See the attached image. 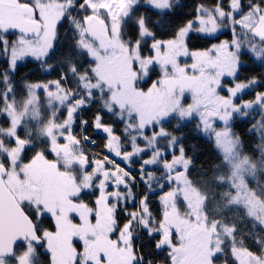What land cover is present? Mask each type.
<instances>
[{"label": "snow or ice", "instance_id": "obj_1", "mask_svg": "<svg viewBox=\"0 0 264 264\" xmlns=\"http://www.w3.org/2000/svg\"><path fill=\"white\" fill-rule=\"evenodd\" d=\"M181 7L0 0V264H264V90L241 96L264 75L239 82L246 60L264 64V0H214L180 18ZM149 12L180 23L158 34ZM22 61L60 71L18 99ZM237 117H252L258 156ZM193 121L216 156L196 178L176 135ZM90 130L102 155L85 150Z\"/></svg>", "mask_w": 264, "mask_h": 264}, {"label": "trees", "instance_id": "obj_2", "mask_svg": "<svg viewBox=\"0 0 264 264\" xmlns=\"http://www.w3.org/2000/svg\"><path fill=\"white\" fill-rule=\"evenodd\" d=\"M214 2V0H179V3L183 5V7L178 8L176 11L179 14L180 18H182L184 15H187L193 11L196 5L200 3H204L207 5H211ZM149 16L152 24L156 25L154 28V31H156L158 34H163L164 32H170L171 28L169 27L170 23H180V19H174L172 16H165V17H158L153 16L151 12L147 13ZM158 21H162V23H158ZM61 34L63 35V29L61 30ZM223 39V37H221ZM62 43L67 44V41H62ZM193 44H197L199 46H202L201 42L192 41ZM64 51H67V48L64 49ZM148 54L147 49H145L144 54ZM59 59V53L57 54V57L54 58L53 61L50 63H54ZM7 62L5 60L0 59V72L7 69ZM60 71V65L56 64V71L51 72L50 74L45 71V69L40 65V63L36 61H32L31 63H28L27 61H22L19 63L17 69L12 74V79L15 81L17 80V98L21 99L23 96V93L20 91L23 88V85L26 83H44L49 80H54L57 78V72ZM240 80L239 82H246L247 79L253 77V76H261L264 75V64H261L259 61L253 62L252 60H246L245 61V68L240 72ZM264 90L261 88L253 89V93L255 91ZM248 96V95H245ZM253 96V94H252ZM97 106H92L91 110L87 113H84L81 115L82 119H91L92 115L96 113ZM105 121L111 120V117L108 115L104 116ZM248 121H251L248 119ZM241 122L240 119L236 118L233 121L234 128L237 130V134L241 135V138L243 140L244 149L245 152L249 155H259L258 152L254 153L255 146L258 143V136H256L253 133H250L248 129L251 127V124L248 122ZM174 122H172V126L175 127ZM77 132H79L78 124L75 126ZM122 128V125L118 127V131ZM194 129V123L190 125H186L184 127H181L180 131L176 133L178 136L184 137V144L187 150V153L190 157L193 159V166L191 169V174L193 178L197 177L198 172L201 169H209L216 161V156L213 153V149L210 146L207 138L203 136L202 134H198ZM90 136H93L95 139V144L88 143L86 144V152L88 154H99L102 155L106 150L104 149L103 145L105 141L102 139V135L96 134L92 132L91 130L88 133ZM138 165H133V169L137 168ZM140 191V190H137ZM155 195H150L149 203L152 205H155L154 211H156L159 208L158 204V196L160 193V189H156ZM87 200H94V196H87ZM123 207V205H122ZM129 210H131V205L129 204ZM251 243V242H249ZM253 250L255 251V247L253 245ZM166 254L162 253L160 257H158V260H163L164 256Z\"/></svg>", "mask_w": 264, "mask_h": 264}, {"label": "rangeland", "instance_id": "obj_3", "mask_svg": "<svg viewBox=\"0 0 264 264\" xmlns=\"http://www.w3.org/2000/svg\"><path fill=\"white\" fill-rule=\"evenodd\" d=\"M221 37H223V39H225V38H227V37H225V36H223V35H221L220 36V38ZM145 55H146V53H145ZM0 59L1 60H5V58L3 57V56H0ZM30 59V58H29ZM6 61V60H5ZM7 65H8V67H9V64L7 63ZM7 67V66H6ZM7 67V68H8ZM13 82L15 83V84H17V80H13ZM243 82V81H242ZM246 92H248L249 94H246V95H248V96H245V94H241V96H242V99L243 100H250V99H252L253 98V96H254V93H253V89H249V90H245ZM252 94H253V96H252ZM41 99H43V97H41ZM190 102V101H189ZM238 119H239V117H237ZM256 119H259V117L258 116H256L255 117ZM249 120H251L252 121V117H249L248 118ZM192 123H194L195 124V121H193ZM192 123H190V124H192ZM233 123V122H232ZM190 124H188V125H190ZM174 125H176V121L174 122ZM233 131H235L236 133H237V130L233 127ZM87 148H86V146H85V150H86ZM132 167H133V165H132ZM158 189H159V187H157ZM137 190H140L139 188L137 189ZM255 247V246H254ZM40 251L41 252H43L44 250L43 249H40Z\"/></svg>", "mask_w": 264, "mask_h": 264}, {"label": "water", "instance_id": "obj_4", "mask_svg": "<svg viewBox=\"0 0 264 264\" xmlns=\"http://www.w3.org/2000/svg\"><path fill=\"white\" fill-rule=\"evenodd\" d=\"M99 135H102V136H103V134H102V133H100Z\"/></svg>", "mask_w": 264, "mask_h": 264}, {"label": "flooded vegetation", "instance_id": "obj_5", "mask_svg": "<svg viewBox=\"0 0 264 264\" xmlns=\"http://www.w3.org/2000/svg\"><path fill=\"white\" fill-rule=\"evenodd\" d=\"M169 159H170V157H169ZM165 190H167V189H165Z\"/></svg>", "mask_w": 264, "mask_h": 264}]
</instances>
